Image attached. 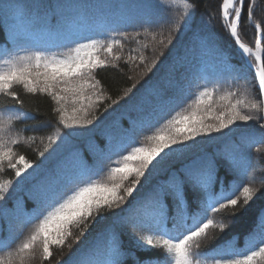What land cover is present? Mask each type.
<instances>
[{
	"label": "trees",
	"instance_id": "obj_1",
	"mask_svg": "<svg viewBox=\"0 0 264 264\" xmlns=\"http://www.w3.org/2000/svg\"><path fill=\"white\" fill-rule=\"evenodd\" d=\"M50 2L62 4L64 8L57 11L55 20L50 19L31 28L14 23L10 13L0 12V63L37 50L47 55L67 56L70 50L75 49L78 44L86 43L88 39L104 41V47L108 39L119 40L120 44H114L112 55L103 50L97 53L101 59L107 61L108 66L93 71L94 80L91 82L99 81V84L85 92V95L91 97V102L85 101V105L90 106L87 107V113L81 115L92 119V125L70 130L64 129L59 123L58 109L61 106L71 115L74 106L71 93H62L67 96V100L57 103L47 93H29L22 85L14 87L13 90L23 102L22 110L29 113L31 118H19L9 130L7 112L0 113V125L4 127L0 136L5 141H19L13 148L14 155H23L36 167L29 170L18 183H13L7 199L0 201V264H20L16 250L39 223L40 217H32L37 211L46 210L44 207L37 208L45 193L66 185L64 194L67 195L75 187L83 186L79 182L67 183L69 179L79 176H83L86 182L110 184L112 181L109 178V169L119 166L112 162L119 160L132 147L151 143L147 136L155 134L157 130L167 131L171 127L167 121L174 116L179 118L195 112L198 118H203L204 123L216 124L219 112L226 111L231 103L240 98L228 96L221 100L220 97L238 91L249 100L255 98L240 87L243 80L234 79V70L237 68L242 67L249 80L253 73L248 70L244 57L221 25L222 0ZM252 2L253 0H248V3ZM2 3L18 5L25 12L31 9L33 15L37 12L43 15L45 10L37 9L36 6L47 4L49 0H2ZM186 3L194 4V10L185 9ZM59 19L70 25L67 31L60 33L56 41L49 42V46H42L34 40L38 39L32 36L35 28H40L36 31L39 34L45 29L52 30L61 24ZM256 22L264 25V0H255L251 21L248 20L245 9L244 19L238 27L242 42L249 46H253L256 40V29L253 26ZM181 23L183 27H179ZM19 25L23 26L25 32L18 29ZM14 33L21 37L19 41L13 40ZM43 33L41 35L46 34ZM169 36L172 37L171 44L168 41ZM117 55L119 59H116ZM154 61V70L148 71L153 68ZM133 85L136 87L133 88ZM129 88L133 89L132 92L127 91ZM205 88L212 93L211 100L205 97L204 103L197 105L196 96ZM97 93L103 97L99 103ZM4 105L21 108L10 97L0 94V108ZM245 114L254 113L245 111ZM260 124L262 121H250L247 125L237 122V126L225 130L223 134L212 133L209 138H198V143L194 146L198 152L209 156L214 154L219 158L224 187H229L235 181L236 196H239V189L244 184L257 188L258 192L248 210L238 215L231 228L220 235L218 240L210 244L211 238L220 234L218 228H210L205 236L198 239L197 244L192 247L194 254L197 245L201 249L209 244L210 247L205 254L194 255L193 264H215L212 257L220 258L215 249H227L230 254H226L224 258L236 259L237 254L247 255L264 246V220H256L257 214L264 208V140L261 139V131L264 130L260 129ZM49 137L60 138L49 140ZM131 139L136 143H128ZM252 139L258 142L249 143ZM125 144L127 148L120 152V147ZM41 152L44 153L43 156L39 154ZM183 162L180 152H177L152 168L147 173V178L143 179L134 203L142 196L150 197L152 189L163 187L170 190L173 185L171 173ZM245 162L250 165L247 173L232 172L229 169V166L234 169L243 168ZM248 173L254 175L255 179ZM10 178L14 181L18 179L14 170L8 169L7 163H4L0 168V180L6 181ZM124 186H129V183L126 182ZM220 187L217 183L215 190L219 191ZM189 196L191 198V193ZM240 203L243 204L242 199ZM150 204L151 199H146L142 207L131 209L133 217L143 216ZM198 211V206L190 199L186 208L189 224L191 217ZM232 211L235 209L226 210ZM225 214L217 213L214 219L219 221ZM105 223L106 221L101 220L93 225L79 244L75 243V239L80 234V228L73 225L70 229L73 236L68 244L83 254L84 264L96 258L94 253L107 252L110 236L97 235ZM164 227L171 230L173 225L166 222ZM133 231L143 235H159L147 230L133 229L129 225L122 236L126 249L135 252L140 258L160 255L163 250L139 251L133 243ZM51 251L52 257L44 260L42 245H38L30 255H26L24 264H57L58 261L68 264L67 245L63 248L52 246ZM122 259L124 264H133L130 255ZM258 261L259 264H264V260L258 258ZM147 264H165V261L153 259Z\"/></svg>",
	"mask_w": 264,
	"mask_h": 264
},
{
	"label": "snow or ice",
	"instance_id": "obj_2",
	"mask_svg": "<svg viewBox=\"0 0 264 264\" xmlns=\"http://www.w3.org/2000/svg\"><path fill=\"white\" fill-rule=\"evenodd\" d=\"M194 7V4L184 5L185 9L194 10ZM36 8L44 9L43 15L39 12L33 15L31 9L25 12L18 5L4 4L0 0V12L10 13L14 23L30 28L50 19L55 20L57 11L63 9L64 5L52 4L49 0V3H42ZM220 9L221 25L233 40L235 47L242 56L254 57V61L247 63L248 70L253 73L251 80L244 74L242 67L234 70L236 72L234 79L243 80L244 83L240 87H243L245 92L254 95L255 98L249 100L238 91L229 92L226 96L220 97L224 100L228 96H240L235 103H231L226 108V111L219 112L216 116L218 121L216 124L204 123L203 118H198L195 112L179 118L174 116L167 121L171 126L167 131L157 130L155 134L147 136V140L151 143L132 147L119 160L112 162L119 166L109 169V178L112 181L110 184L86 182L83 176H79L69 179L67 183L79 182L83 186L75 187L67 195L64 194L66 185L64 188H55L45 193L37 208L44 207L46 210L37 211L32 217V219L40 217L39 223L16 250L20 264H24L26 255H30L38 245H42L44 260L52 257V246L63 248L67 245L69 247L68 264H84L83 254L74 250L73 245L68 244V240L73 236L70 229L73 225L80 228V234L75 239V243L79 244L88 235L92 226L101 220L106 223L97 235H109L110 244L106 253H94L96 258L88 261L87 264H124L122 257L129 255L133 259V264H147L153 259L163 260L165 264H193L194 255L205 254L210 244L231 228L235 218L248 210L258 189L244 184L239 189V196H236L237 183L235 181L229 187H224V179L220 176L219 158L214 154L209 156L198 152L194 147L198 143V138H209L212 133L223 134L225 130H231L232 127L237 126V122H244L247 125L250 121L259 123L264 120V114H261L260 108V98H264V25L261 22L255 23L257 35L255 50L242 42L238 31L244 19L245 9L248 20H252L255 0L252 3H248V0H222ZM49 12H51V17H49ZM186 22L187 20L184 21ZM179 27H183V23ZM20 39L19 34H13L14 41ZM168 41L169 44L172 43L171 36L168 37ZM104 44V41L88 39L86 43L78 44L75 49L70 50L67 56L47 55L37 50L27 55L14 56L0 63V94L10 97L16 105L21 106L20 109H15L10 105L0 108V113L7 112L8 129L10 130L13 122L21 117L31 118L29 113L22 110L23 102L18 93L13 90L16 85H22L29 93L37 91L47 93L57 103L67 100V96L62 93H71L74 105L71 115H68L66 108L61 106L58 109L59 123L64 129L70 130L92 125V119L81 115V113H87V107L90 106V104L86 106L85 101L91 102V97L85 95V92L99 84V81L91 82L94 80L93 71L108 66L107 61L101 59L97 53L103 50L108 55H112L114 44H120V41L108 39L106 47ZM116 59H119L118 55ZM155 64L156 61L153 62V68H149L148 71L154 70ZM135 87L133 85V88ZM132 90L129 88L127 91L132 92ZM96 95L97 103H99L103 97L100 93ZM205 97L209 100L212 97V93L207 88L196 96V104L204 103ZM113 103L117 102L113 101ZM245 111L254 114H245ZM260 129L264 130V124H260ZM2 131L4 127L0 125V132ZM59 138L49 137V140ZM261 139L264 140V131H261ZM255 142L258 141L255 139L249 141V143ZM18 143L17 140L5 141L0 136V168L7 163L8 169L14 170L15 177L18 178L15 181L11 178L6 181L0 180V201L7 199L13 183H18L19 179H22L29 170L36 167L23 155L18 157L14 155L13 148ZM128 143L134 144L136 141L131 139ZM47 147L46 145L45 150ZM126 148L127 144L122 145L119 151L124 152ZM185 149L188 151H183ZM177 152H180L184 162L171 173L172 188L170 190L163 187L152 189L150 197L142 196L138 202L134 203L137 199L136 193L143 179L147 178V173L170 154L175 155ZM39 154L44 155L43 152ZM249 167L248 162H245L243 168L234 169L229 166V169L232 172L247 173ZM248 174L255 179L254 175ZM126 182L129 186L125 187ZM217 183L221 185L219 191L215 190ZM169 198H171V203H169ZM146 199H151L150 210L146 209L143 216L133 217L130 210L142 207ZM190 199L198 206L199 211L191 217L189 224L186 208L190 204ZM241 199L243 204L240 203ZM229 208L235 211L226 212ZM221 212L226 213L224 217L219 221L215 220L214 216ZM256 220L257 222L264 220V208L257 214ZM166 222L172 223L171 230L164 227ZM129 225L133 229L158 233L159 235H143L133 231L131 235L139 251L163 250L160 255L140 258L135 252L126 249L122 236ZM210 228H218L220 234L213 236L210 244L203 249L197 245V251L194 254L193 245L197 244L198 239L205 236ZM214 251L220 256V258L212 257L215 264H259L258 258L264 260V246H261L259 251H252L247 255L237 254L236 259L224 258L226 254H230L227 249L220 248ZM57 264H64V261H58Z\"/></svg>",
	"mask_w": 264,
	"mask_h": 264
},
{
	"label": "rangeland",
	"instance_id": "obj_3",
	"mask_svg": "<svg viewBox=\"0 0 264 264\" xmlns=\"http://www.w3.org/2000/svg\"><path fill=\"white\" fill-rule=\"evenodd\" d=\"M59 21L61 22V24H58L56 25L52 30H49V29H45L43 30V32H45L46 34L45 35H41V34H44L43 32H40L39 33H36V31H39L40 28H35L34 29V34H32L33 36H45L48 40H57L58 36L60 35V33H63V30L64 31H67L68 30V27H69V23H63L64 21H62L61 19H59ZM20 31H25L23 26L19 28Z\"/></svg>",
	"mask_w": 264,
	"mask_h": 264
},
{
	"label": "water",
	"instance_id": "obj_4",
	"mask_svg": "<svg viewBox=\"0 0 264 264\" xmlns=\"http://www.w3.org/2000/svg\"><path fill=\"white\" fill-rule=\"evenodd\" d=\"M252 58L254 59V57H252ZM248 61H250V60L248 59ZM261 103H262V114H264V98H261ZM263 124H264V120H263Z\"/></svg>",
	"mask_w": 264,
	"mask_h": 264
}]
</instances>
